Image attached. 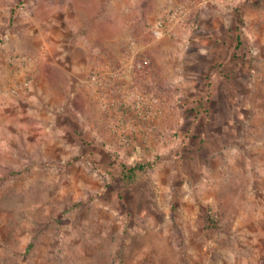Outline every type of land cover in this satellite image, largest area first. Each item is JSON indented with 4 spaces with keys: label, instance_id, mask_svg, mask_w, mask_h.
<instances>
[{
    "label": "rangeland",
    "instance_id": "1",
    "mask_svg": "<svg viewBox=\"0 0 264 264\" xmlns=\"http://www.w3.org/2000/svg\"><path fill=\"white\" fill-rule=\"evenodd\" d=\"M179 1L0 0V264H264V0L153 38ZM128 44L163 112L123 142L77 77Z\"/></svg>",
    "mask_w": 264,
    "mask_h": 264
},
{
    "label": "built area",
    "instance_id": "2",
    "mask_svg": "<svg viewBox=\"0 0 264 264\" xmlns=\"http://www.w3.org/2000/svg\"><path fill=\"white\" fill-rule=\"evenodd\" d=\"M200 4L197 0H182L170 5L148 25V33L153 38L175 34ZM130 48L128 44L124 52ZM138 50L131 48L133 54L129 59H119L117 64L108 59L111 51L106 50L102 57L91 62L87 72L77 77V84L104 115V125L117 134L123 133L120 135L123 142L131 139V131L138 122L153 121L163 112L160 97L135 81L134 76L145 73L149 63L148 54ZM112 118L117 120L114 124L110 122ZM116 125H122L123 130L114 129Z\"/></svg>",
    "mask_w": 264,
    "mask_h": 264
},
{
    "label": "trees",
    "instance_id": "3",
    "mask_svg": "<svg viewBox=\"0 0 264 264\" xmlns=\"http://www.w3.org/2000/svg\"><path fill=\"white\" fill-rule=\"evenodd\" d=\"M140 168H144V165L143 164H136L130 168H127L125 171H124V177H126L127 179H132L134 178L135 176V172L137 169H140ZM209 221L210 223H206L207 226H211V227H214L215 223H214V218L213 217H209Z\"/></svg>",
    "mask_w": 264,
    "mask_h": 264
},
{
    "label": "crops",
    "instance_id": "4",
    "mask_svg": "<svg viewBox=\"0 0 264 264\" xmlns=\"http://www.w3.org/2000/svg\"><path fill=\"white\" fill-rule=\"evenodd\" d=\"M116 24H117V26H120V23H119V22L116 23ZM100 37L102 38V42H101L102 44H101V45L106 46V45L110 44V43H109V40H108L107 37H103V36H100ZM113 41H116V38H115ZM107 49H108V48H107ZM107 49H106V50H107ZM109 51H110V50H109ZM88 58L90 59V56L87 57V59H86V63L89 62ZM91 58H92V57H91ZM90 60H91V59H90Z\"/></svg>",
    "mask_w": 264,
    "mask_h": 264
}]
</instances>
